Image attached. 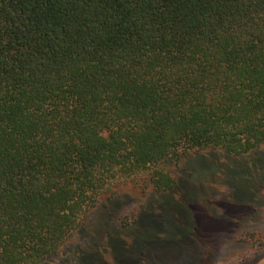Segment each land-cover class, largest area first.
I'll return each mask as SVG.
<instances>
[{"label":"trees","instance_id":"trees-1","mask_svg":"<svg viewBox=\"0 0 264 264\" xmlns=\"http://www.w3.org/2000/svg\"><path fill=\"white\" fill-rule=\"evenodd\" d=\"M263 146L264 0H0V264L46 263L120 185Z\"/></svg>","mask_w":264,"mask_h":264},{"label":"rangeland","instance_id":"rangeland-1","mask_svg":"<svg viewBox=\"0 0 264 264\" xmlns=\"http://www.w3.org/2000/svg\"><path fill=\"white\" fill-rule=\"evenodd\" d=\"M249 158L198 153L164 195L120 185L44 264H264V146Z\"/></svg>","mask_w":264,"mask_h":264}]
</instances>
